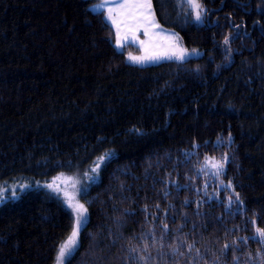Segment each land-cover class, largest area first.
I'll return each mask as SVG.
<instances>
[{"label": "trees", "instance_id": "16d2710c", "mask_svg": "<svg viewBox=\"0 0 264 264\" xmlns=\"http://www.w3.org/2000/svg\"><path fill=\"white\" fill-rule=\"evenodd\" d=\"M96 1L0 0V188L26 185L0 200V264H54L61 172L90 180L65 264H264V0H198L200 23L152 0L202 54L146 65Z\"/></svg>", "mask_w": 264, "mask_h": 264}, {"label": "snow or ice", "instance_id": "6c2138e0", "mask_svg": "<svg viewBox=\"0 0 264 264\" xmlns=\"http://www.w3.org/2000/svg\"><path fill=\"white\" fill-rule=\"evenodd\" d=\"M188 4L195 12V19L200 21L202 18V13L205 11L202 4L199 3L198 0H188ZM94 7L101 10V15H103L104 9L107 10V16L105 19L111 22V24L116 28L115 43L118 49L123 48L125 43L129 40H131L133 43L139 41L141 45V54L133 55L131 52H129V61L135 64H144L150 61H158L161 59H175L178 61H183L188 55H190L187 49L182 48L176 42L175 38H168L169 43L166 46L159 45L154 41L153 36L156 35V33L153 30L159 28L160 26L155 20L152 0H123V2H121V0H102L100 4L95 5ZM122 26L124 28L123 35H121ZM140 32H143V35L148 39L140 40L138 35ZM224 43L226 45L229 43V37H225ZM192 51L195 52V50ZM110 155L111 153H108L105 156L98 158L96 166L92 169L93 173L98 171L100 163ZM211 166L216 169V175H219L223 168V164L219 162L214 163ZM47 187L56 192L61 191L58 185L49 184ZM13 195H15V193H13ZM64 195L68 207L76 216V224L73 228L71 236L59 247L56 256V264H64L65 259L74 249L77 243L79 228L84 222L85 213L87 212V209L84 207V205L80 204L78 201H75L74 197L69 196L67 192H65ZM236 198L238 201V194ZM228 199L229 203H231L232 198L229 197ZM254 238H258L259 242L264 244V229L257 228ZM229 247L230 246L226 244L224 249L227 250ZM189 248H191V245H189ZM140 259L143 260L145 257H140Z\"/></svg>", "mask_w": 264, "mask_h": 264}, {"label": "rangeland", "instance_id": "374dc122", "mask_svg": "<svg viewBox=\"0 0 264 264\" xmlns=\"http://www.w3.org/2000/svg\"><path fill=\"white\" fill-rule=\"evenodd\" d=\"M184 1H186L187 4H188V0H184ZM101 2H102V0H97L95 3H93L91 5L92 9L95 10V11H100L101 12L100 9H97V8L94 7L95 5L100 4ZM121 2H123V0H121ZM152 7H153V5H152ZM190 9H191V11L193 13L194 21H196L197 23L202 22L203 19H204V12L202 13L201 20L200 21H197L195 19V12H194V10L191 7H190ZM103 14H104L105 17L107 16V10L106 9L103 10ZM155 20L158 23V25L160 26L159 28L153 30L156 33V35L153 36V39H154V41L156 43H158L159 45H162V46H166L169 43L168 38H175L176 39V42L182 48L187 49L188 52L190 53V55H188L185 59H188V58H191V57H197V56H200L202 54V51L200 49H197V48L188 49V48H186L184 46L182 37H181V35H180L179 32H177L175 29H171V28H167V27L162 26L158 22L156 16H155ZM109 23L111 24V22H109ZM113 28H114V30L116 32V28L114 26H113ZM123 34H124V28L122 26L121 27V35H123ZM138 35H139V39L140 40H147L148 39L147 37H145L143 35V32L138 33ZM128 43H132L133 45H136L140 49L138 52H131L133 55H140L141 54V45H140L139 41L133 43L131 40H129L125 44H128ZM192 50H195V52H193ZM128 54L126 56L127 57V61L128 62H131V61L128 60ZM162 60H168V59H161V60H158V61H150V62H147V63H144V64H138V65H146V64L156 63V62H159V61H162ZM131 63H133V62H131ZM41 184L43 186H45L47 189H49L51 192H53L54 194L58 195L59 198L61 199L62 203L65 205V207L70 211V213L73 216V227L71 229V232H70L69 236L64 241V242H66L68 240V238L71 236V233L73 231V228L75 227V224H76V216L71 211V209L68 207V205L66 203V200H65L64 193L67 192L69 194V196L74 197L75 201H78L80 204H83L84 207L86 208L85 203H84V201L82 199V195L88 189V187L90 185V180L88 179L87 176L84 177V176H81V175H78V174L63 173V172H61V173H58L56 176L50 178L48 181L42 182ZM49 184L58 185L59 188L61 189V191H59V192L53 191L52 189H50L49 187H47V185H49ZM73 185H74V187H73ZM25 187H26L25 184H20V185H11V186H8V187H2V188H0V200H1V198L3 196L5 197V194H7V193L10 192V194L13 195V193H15L16 189H18V188L19 189H21V188L23 189ZM87 215L88 214L86 212L85 213V220H84V222L81 224V226L79 228V234H78V237H77V243H76L75 247L77 246V244L79 242L81 230H82L83 226L85 225V223L87 222ZM75 247H74V249H75ZM71 253L65 259L64 264H65L66 260L68 259V257L71 255ZM54 264H56V259H55Z\"/></svg>", "mask_w": 264, "mask_h": 264}, {"label": "crops", "instance_id": "0c3cea01", "mask_svg": "<svg viewBox=\"0 0 264 264\" xmlns=\"http://www.w3.org/2000/svg\"><path fill=\"white\" fill-rule=\"evenodd\" d=\"M116 33V32H115Z\"/></svg>", "mask_w": 264, "mask_h": 264}]
</instances>
